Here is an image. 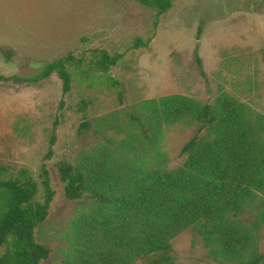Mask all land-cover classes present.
<instances>
[{
	"label": "rangeland",
	"instance_id": "1",
	"mask_svg": "<svg viewBox=\"0 0 264 264\" xmlns=\"http://www.w3.org/2000/svg\"><path fill=\"white\" fill-rule=\"evenodd\" d=\"M0 48L13 53L7 59L0 52V75L9 78L0 82V165L11 174L27 169L40 184L46 164L54 192L35 229L36 241L50 250L42 264H61L71 248V223L88 208L66 198L62 163L107 152L135 169L184 164L181 149L198 124L166 123L149 143L134 120L145 115V101L180 95L213 104L225 93L264 118V0H173L159 16L133 0H0ZM94 50L121 58L105 71ZM69 54L74 61L66 66L71 84L64 96L56 73L34 83L13 79L33 78ZM85 122L89 128H82ZM52 133L53 156L44 161ZM257 248L264 254V224ZM171 255L173 264H217L193 228L171 241Z\"/></svg>",
	"mask_w": 264,
	"mask_h": 264
},
{
	"label": "trees",
	"instance_id": "2",
	"mask_svg": "<svg viewBox=\"0 0 264 264\" xmlns=\"http://www.w3.org/2000/svg\"><path fill=\"white\" fill-rule=\"evenodd\" d=\"M133 1L155 8L159 16L173 0ZM0 52L7 59L13 56L4 48ZM94 52L105 71L121 58ZM194 56L205 77L198 48ZM72 61L69 54L33 78L13 79L34 83L56 73L64 96L71 84L66 66ZM8 80L0 75V82ZM144 107L145 115L134 120L149 143L166 123L189 119L198 124L196 135L181 149L184 164L171 171L135 169L107 152L62 163L58 171L66 198L86 201L88 208L71 223V248L61 264H173L171 241L188 228L202 238L217 264H264L257 248L264 224V118L225 93L213 104L173 95L145 101ZM55 142L52 133L44 161L52 158ZM39 178L40 184L27 169L11 174L0 165V264H42L49 258L50 250L35 238L54 197L46 164Z\"/></svg>",
	"mask_w": 264,
	"mask_h": 264
}]
</instances>
